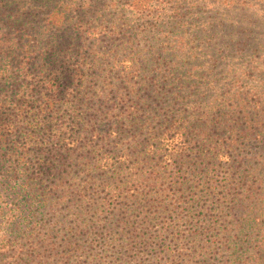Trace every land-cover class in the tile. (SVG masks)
Segmentation results:
<instances>
[{
	"label": "rangeland",
	"instance_id": "obj_1",
	"mask_svg": "<svg viewBox=\"0 0 264 264\" xmlns=\"http://www.w3.org/2000/svg\"><path fill=\"white\" fill-rule=\"evenodd\" d=\"M9 1L12 13L22 11L30 18L20 26L15 20L13 27L0 22V61H8V75L22 90L41 89L37 80L45 39L54 37L62 48L77 24L82 36L72 50L80 45L88 60L99 54L101 61L98 76L85 78L83 94L92 91L89 86L102 92L105 79L135 89L136 98L151 97L137 118L128 114L113 122L111 133L97 116L91 117L105 137L91 140L87 149L77 143L84 158L92 159V147H101L113 160L120 154L116 146L132 153L118 162V172L100 170L95 179L81 169L78 150L71 151L73 158L57 159V168L63 164L69 171L56 180L57 186L52 174L37 178L34 162L41 146L17 136L30 129L25 128L28 122L17 124L7 143L20 152L10 156L11 165L0 161V264H264V101L258 102V94L264 98V0H138L136 10L127 0H54L51 12L42 0ZM219 23L224 30L216 28ZM161 41L187 51L202 45L212 51L205 49L196 61L190 52L193 63H205L194 76L186 77L187 68L180 69L185 76L180 82L171 78L158 84L171 59H159L160 75L155 72L161 67L145 68V61ZM215 55L217 62L211 59ZM22 62H29L28 69ZM138 70L151 91H144L134 77ZM91 71L85 66L88 75ZM158 85L164 87L161 98L154 94ZM233 92L247 95L257 106L244 118L235 113L231 128L215 132L207 127L205 138L197 140L182 129H170L161 150L145 155L134 149L143 150L144 141L131 147L135 133L139 142L158 134L165 113L183 117L189 125L193 113L205 112L211 102ZM68 93L77 92L71 88ZM126 99L127 104L137 101ZM258 106L263 111L255 113ZM41 129L36 126L34 136L40 137ZM82 137L74 138L79 142ZM183 144L189 146L179 151ZM45 197L43 204L39 200Z\"/></svg>",
	"mask_w": 264,
	"mask_h": 264
},
{
	"label": "trees",
	"instance_id": "obj_2",
	"mask_svg": "<svg viewBox=\"0 0 264 264\" xmlns=\"http://www.w3.org/2000/svg\"><path fill=\"white\" fill-rule=\"evenodd\" d=\"M53 1L54 0H42L41 3L43 4H41V6H48L46 10L48 9V11L51 12L50 5ZM146 1L148 2L149 0ZM126 2L129 7H133L135 8V10L138 8V5L141 4L138 0H127ZM12 10L13 9L11 8V2L9 0H0V22L3 25L13 27V24H15V20L17 19L20 21L19 26L27 24L25 22L30 21V18L23 17L26 16V13H23L22 11L12 13ZM19 15H21V17H18ZM45 16L46 18H50L49 13H46ZM64 20L65 21H62L61 23L67 22L66 19ZM47 22L50 23V20H48ZM216 28L221 30L225 29L222 23H219ZM59 31H61V29ZM209 33L210 31L208 32V34ZM62 36L63 34L59 35V37ZM80 36H82L81 25L75 24L73 35H66L64 37L65 41H68V39L70 38L68 43L63 44L64 47L61 48L59 46H56L54 37H52V39H45L44 43L46 45V48L44 51H41V68L39 70L41 79L37 80L41 83V91L39 89H35L34 91L32 88L22 90V88L20 87V83L17 84L18 81L15 79L14 75H8V70L10 68L8 67L7 69V65H9L8 61H6V59H2V61H0V148H3L5 150L3 153H0V161H2V163H4V161L9 162V164L11 165L9 161L11 158L10 156H12L13 153L16 154L19 150L18 147H16L14 144L10 145L7 143L9 141L8 139H10V133L14 135L16 134L14 128L19 122H28V125L25 128L30 129L27 132L23 131L22 133H18L17 136H21L22 138L24 136L28 137L29 139H35L33 142L36 145L41 146V153H37L35 157L36 160L34 162V170L37 178L41 179L42 181L44 180V177H48L52 174L51 178L54 179V186H57L56 180L60 179L61 181L62 178H64L65 172L69 174L66 165L62 164L61 169L57 168L55 164L58 162L57 159L61 161L62 159L66 160L67 158H73L71 151H79V149H77L76 147L77 143L78 146L80 144L83 146V148L85 147V149H87L91 140L97 139L98 137H105H102L103 135L101 132H103V129L98 127V124H94L96 121L92 123L91 117L94 118L95 116H97V118H99L98 123H103V125L106 126L105 132H109L112 128V123H117L120 120L124 119L125 115L131 114L132 117L137 118L139 110H143L144 108L146 109L149 107L146 104L151 97L148 94L146 95L147 97L136 98V96L134 95L135 89L129 87L128 85H126L125 87H121L119 84L105 81V79L103 80L105 88L102 92L99 91L100 93H97L96 89H93V87L89 86L88 89L92 91H90L89 94H83L82 89L83 87H85L83 86V82L86 81L85 78H87V76H90V78L92 79L98 76L97 70L98 68H100L101 61L100 59H97V56H99V54L95 55V58L92 56L88 60L85 56L84 51L79 47L80 45L77 49L74 48L72 50L74 44L73 42ZM38 43V40L36 42L34 41L33 45L30 46V48H34ZM173 44L171 45V47H169L161 41L160 45L151 47V49L149 50L150 55L148 57V60L145 61V68H148L149 65L151 66V68L154 67L158 69L161 67V69L155 72V74L158 73L160 75V71L162 70V63L160 64L159 60L161 59V57L164 61H166L167 58L171 59L172 64L170 62H167L166 64L167 70H165V79H158V84L162 81L166 82L167 79L171 78H173V81L180 82L185 76L192 77L196 74L195 70L200 66H204L205 64L202 60L199 65L193 63L194 58L190 57L189 54L190 52H193L196 57V61L199 55L200 58H202L201 55H203V52L205 49H207V46H195L196 50L192 49L190 51H187V49L183 47V45L179 46L178 44L176 45V43ZM199 49L200 51L197 52V50ZM12 51L13 50L9 49V52ZM206 51H212V47L207 49ZM219 51L221 53L222 50H216L215 54H218ZM72 52H74V57L72 55ZM178 55L183 56L185 59L177 61L178 63L173 61V57L175 56L177 58ZM211 59H213L214 62H217L219 60V56L215 55L214 57H211ZM29 62H22L24 64L21 66L23 68L24 66H26L28 69L27 63ZM85 66L88 67L89 70L90 68L92 69L89 75L85 72ZM213 66L216 67V64L214 63ZM17 68H19V65ZM186 68L187 70L185 71V76L181 75L180 69ZM205 68H207V65L205 66ZM157 69L154 70L156 71ZM142 71L138 70L137 75H134V77H136L140 81L139 83L144 87V91H151V89H147L148 79H144V74L142 73ZM162 74L163 73H161V75ZM71 88L75 89L77 92L74 96V93H68V90ZM162 88L164 89L163 86L161 87L159 85L155 88L154 94L156 98H161L163 96L162 94H164V91H161ZM8 89L10 90V93ZM127 96L129 98H133L134 101L135 99H137V101H131L130 103L132 104H127L129 102V99H126ZM246 96H244L240 92L230 93L226 97L225 95H223L222 98L211 102L209 107L205 108V112L204 110H202L203 113H193V121H191L189 125H187V121L183 117H179L178 119L172 117V115L170 117H166L167 114L165 113L164 119L166 120V123L163 127L159 128V133L156 135H151V133H149V135H151V138L145 137L141 139L142 141L140 142L137 141L138 136L135 133L132 138L133 142L131 143V147H135L134 145H136V147L140 146L139 144L144 141L143 150H141V148L139 147L137 149H134L137 150V154L145 155V153H147L148 151L156 152L158 150H161L163 141L169 140V138H167L168 134L166 132L170 131V129H176V131L182 129L185 133H187V135L191 136V139L197 140L205 138L202 134L206 129H208L207 127H209L210 129H214L215 132L222 127L224 129H227L226 127L231 128V126H229V122L231 121V119L232 121L234 120L233 118L235 113L237 114L238 118H241L240 115L242 113L244 118L247 117L248 113L256 110V103L253 104L249 99H247ZM261 96L262 94H258V102L260 101V105L263 104V102L261 101H264V98H262ZM113 99L114 103L111 102V100ZM62 104L67 105L66 110L62 109ZM69 106L71 108L70 110ZM197 109L198 107L196 108V110L193 109V111H197ZM134 111L136 112V114ZM259 111L262 112L263 109L259 108V110L255 111V113H258ZM65 116H68L69 118L68 120H66V124L65 121H61V118ZM237 117L235 118L237 119ZM44 122H48L47 124H50L51 127H49L48 129L49 125L44 126ZM36 126L42 128L40 137L34 136L36 131L34 130V128ZM132 128H134L133 125ZM68 132L70 133V135H73V137H70V135L69 137H67ZM82 134L84 135L85 139L82 137L83 140H79V142L76 141L77 139L75 138ZM108 134L109 133H105V135ZM205 135H207V133H205ZM209 138H211L210 135L207 136V139ZM149 139H152L153 141H150ZM2 144H4L3 147L1 146ZM225 144L229 146L228 142ZM183 145L182 147H180L179 151L189 146L186 144ZM115 148L117 150L116 152L120 153L118 155V159L116 160H113L109 153H104V151L101 152V147H92L91 150L88 149L89 154L93 152L92 159L84 158L85 155H82V152L79 151L80 157L78 155V160L80 161L79 164H81L80 167L83 172H89L88 174L92 179H95L94 173L100 172V170H102L104 174H106V171L108 169H111L113 173L118 172L117 169L120 166L118 162L121 163V161H126L125 156L132 155V153H127V151L119 146H116ZM131 151H133V149H131ZM55 170L57 171L53 172ZM113 178H116V176ZM106 181L110 182L109 179H107ZM134 197L136 198L137 196L135 195ZM47 199L48 197H45L43 200L40 199L39 201H42L43 204H46Z\"/></svg>",
	"mask_w": 264,
	"mask_h": 264
}]
</instances>
